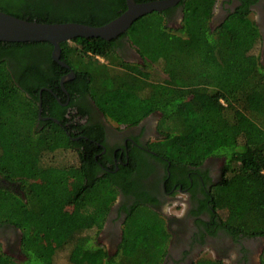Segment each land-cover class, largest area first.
<instances>
[{
	"label": "trees",
	"instance_id": "16d2710c",
	"mask_svg": "<svg viewBox=\"0 0 264 264\" xmlns=\"http://www.w3.org/2000/svg\"><path fill=\"white\" fill-rule=\"evenodd\" d=\"M215 2L180 0L182 19L177 28L168 26L167 10L138 17L121 36L136 50L142 65L113 64L117 57L114 39L77 37L71 40L73 46L68 41L60 43L62 55L75 74L64 87L72 95H89L106 116L104 104L114 98L115 89L127 88L130 93L142 89L136 94L146 104L135 108L132 121L153 110L160 113L157 129L162 138L149 147L169 164L170 172L180 166L187 171L198 169L209 156L224 158L222 177L205 194L210 212L208 232L214 236L218 231L226 233L240 246L239 259L244 262L248 249L240 241L262 239L259 264H264L261 36L244 8L229 13L212 28ZM77 9L80 6L63 7L51 0H0V11L29 21L37 18L41 23H53L49 18L55 17L78 20L73 15ZM49 48L51 44L42 41L0 42V51L30 61L16 77L0 61V174L21 182L26 198L25 202H11L8 196H0L3 218L23 230L21 250L25 258L17 263L0 254V264H52L56 250L64 247L68 248L70 264H163L169 233L164 219L146 207L141 197L136 196L127 210L115 252H103L90 235L101 231L119 186L126 187L124 168L140 169L131 157L129 164L118 165L115 173L102 170L100 160L94 158L99 149L93 141H75V134L54 122L35 126L38 92L47 87L59 92V76L65 72L50 60ZM88 56H101L121 68L110 69L105 64L93 68L84 60ZM46 59L53 71L50 77L49 66L41 69L36 62ZM153 67L165 75L161 81H152ZM67 151L75 154V164L43 163L46 154ZM74 177L81 182L76 192H70ZM38 180L40 185H34ZM63 200L72 207L59 218L64 227L58 229L54 223L49 232L48 221L44 226V236L58 233L60 237L48 261L25 223L41 213L43 205L49 210ZM191 264L225 263L222 258L200 257Z\"/></svg>",
	"mask_w": 264,
	"mask_h": 264
},
{
	"label": "flooded vegetation",
	"instance_id": "af4514ba",
	"mask_svg": "<svg viewBox=\"0 0 264 264\" xmlns=\"http://www.w3.org/2000/svg\"><path fill=\"white\" fill-rule=\"evenodd\" d=\"M51 1L61 4L63 7L80 6V9L73 13L78 20L68 16L66 17L69 20H63V17L49 18L53 23L73 22L102 26L118 17L127 8L126 0ZM134 1L142 3L153 0ZM239 8H244L257 26L261 36L259 55L264 58V0H216L210 26L214 28L229 13L236 12ZM165 10H167L168 26L179 27L182 19L181 7L176 4ZM32 19L36 21L37 18ZM119 36L121 34L109 39H114L116 42L114 51L117 57L113 60V64L120 61L122 65H142V59L128 39L125 36ZM68 42L70 46H73L74 43L71 40ZM52 48L51 45L49 48L50 60L65 72L59 76V92H52L49 87L42 88L43 91L46 90L47 92L45 95H42V89L38 92L37 123L35 126L42 128L49 122H54L68 128L69 132L75 134L72 137L75 141L79 142L81 139L93 141L99 149L94 158L100 160L102 170L115 173L119 169L118 165L127 166L131 157H135V160L138 161L139 171L134 168L130 171L124 168L126 173L123 178L126 187L119 186L118 193L109 207L103 227L99 232V235L106 237L107 253L116 251L122 236V224L127 210L132 205L134 198L138 196L141 197L146 207L159 214L165 221L169 240L163 264H191L202 257V253L208 247L216 252L232 251L236 255V263L234 262V264H254L252 253L257 248L256 239L240 241L248 249L247 260L244 262L239 259V255H241L240 246L232 243L226 233L218 231L214 236L208 232L210 212L206 208L205 194L210 185L222 177L224 158L209 156L203 160L198 169L187 171L180 166L175 167L170 172L167 168L169 164H166V161L161 157H157L156 153L149 147L153 141L162 138L157 129L160 113L153 110L142 115L135 122L111 124L105 113L98 108L89 95L82 92L72 95L64 87V82L73 79L75 74L72 66L63 57L61 46L59 61L64 62L67 66L59 64L52 58ZM84 60L96 69H99L102 64L108 65L110 69L121 68L101 56H88L84 57ZM0 61H3L5 68L12 77L19 76L22 69L30 62L25 59H17L4 51H0ZM36 62L41 69H47L49 66L48 77L53 76L52 67L47 59L46 61L36 60ZM71 72L74 76L64 81V88H62L60 85L61 78ZM85 130L87 134L84 133ZM69 132L67 131L68 135ZM86 135L92 136V138ZM80 148L83 147L80 146ZM0 196H8L11 202L15 200L26 201L21 182L6 179L1 174ZM178 205H182V208H178ZM22 233L21 227L15 223H10L0 213V254H3L10 261L20 263L25 259L21 250ZM222 255L218 258H222Z\"/></svg>",
	"mask_w": 264,
	"mask_h": 264
},
{
	"label": "rangeland",
	"instance_id": "374dc122",
	"mask_svg": "<svg viewBox=\"0 0 264 264\" xmlns=\"http://www.w3.org/2000/svg\"><path fill=\"white\" fill-rule=\"evenodd\" d=\"M253 18V16L251 15ZM261 63L264 65V58L260 57ZM124 69V68H123ZM152 81H161L165 75L156 67L152 68ZM132 81V80H131ZM130 81V83H131ZM134 89V88H132ZM140 88L135 89L133 93L126 92L128 91L127 88L123 90L115 89L113 91L114 98L112 100H107V102L104 104L105 109H107V117L109 119V122L111 124H121V123H131L132 117L135 113V108L142 107L144 104H146V101L143 100L140 96L137 94L140 93ZM132 91V90H130ZM126 92V93H125ZM121 93V94H118ZM129 95H128V94ZM137 93V94H136ZM111 94V93H110ZM99 101H102L101 97ZM43 163H55V164H75L76 163V157L75 154L70 152H54L52 154H46L43 157ZM41 180L34 181L33 184L39 186ZM81 182L80 178L74 177L71 179L69 184V191L70 192H76L77 188L79 187ZM67 201H59L58 206H50L49 203H47V207L50 206L49 210L46 208V205H43V210L39 214H33V216H30L28 221L25 223L27 227H30L32 231L36 235V239L39 242V248L44 253V256L48 258L51 256V252L55 249V247L58 245L60 241V237L58 233H50L47 236L45 235L44 226L47 224V221L49 224L50 231L51 227L56 225L58 229H62L64 226L59 221V218L63 216L64 214H67L71 211L72 207L71 205L67 204ZM182 208V205H178V208ZM49 219V220H48ZM61 223V224H60ZM53 224V225H52ZM94 238L97 239V242L102 247V250L107 252L108 249L106 248V237L103 235H99V233H91ZM257 242V248L254 250L253 254V260L254 264H259L260 260V254L262 251V239L256 240ZM223 252H216L211 247H208L207 250H205L202 253V257L207 258H218V256H221ZM111 254V253H109ZM68 248L64 247L63 249L56 250V253L53 258L52 264H70L68 262ZM236 255L232 251L224 252L222 255V259L225 264H234L236 263Z\"/></svg>",
	"mask_w": 264,
	"mask_h": 264
},
{
	"label": "water",
	"instance_id": "95a60500",
	"mask_svg": "<svg viewBox=\"0 0 264 264\" xmlns=\"http://www.w3.org/2000/svg\"><path fill=\"white\" fill-rule=\"evenodd\" d=\"M180 0H153L136 3L134 0H126L127 8L118 17L102 26H90L80 23H41L21 19L0 11V42H48L52 45L51 56L59 61L60 43L70 41L77 37H99L104 40L114 38L125 32L129 26L140 16L157 11L161 12L175 6ZM71 72L63 76L60 85L73 77Z\"/></svg>",
	"mask_w": 264,
	"mask_h": 264
}]
</instances>
